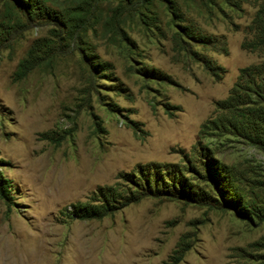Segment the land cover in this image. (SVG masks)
Instances as JSON below:
<instances>
[{
	"label": "rangeland",
	"instance_id": "obj_1",
	"mask_svg": "<svg viewBox=\"0 0 264 264\" xmlns=\"http://www.w3.org/2000/svg\"><path fill=\"white\" fill-rule=\"evenodd\" d=\"M261 64L264 0H0V264H264Z\"/></svg>",
	"mask_w": 264,
	"mask_h": 264
},
{
	"label": "trees",
	"instance_id": "obj_2",
	"mask_svg": "<svg viewBox=\"0 0 264 264\" xmlns=\"http://www.w3.org/2000/svg\"><path fill=\"white\" fill-rule=\"evenodd\" d=\"M251 73L260 78V80L253 79L252 83L254 89L252 91V96H248L247 100L244 99V102L249 104L251 107L247 110H242L241 116L248 115L247 123L251 124L250 128H254V132L251 135H245L249 140L254 144L258 145L261 149L264 150V64L251 67ZM247 96V95H246ZM242 97H245L239 91V85H236V88L232 91L229 98L223 102L225 108H234L237 107L240 103ZM252 105L254 107H252ZM238 108V107H237ZM234 129H239L237 123H229ZM101 213L95 211L90 213L88 216H99Z\"/></svg>",
	"mask_w": 264,
	"mask_h": 264
}]
</instances>
